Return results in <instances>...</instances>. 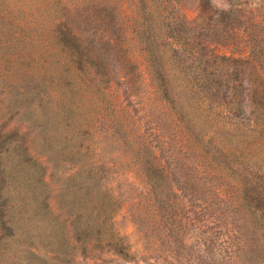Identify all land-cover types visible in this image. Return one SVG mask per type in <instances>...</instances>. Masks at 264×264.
<instances>
[{
    "label": "trees",
    "instance_id": "16d2710c",
    "mask_svg": "<svg viewBox=\"0 0 264 264\" xmlns=\"http://www.w3.org/2000/svg\"><path fill=\"white\" fill-rule=\"evenodd\" d=\"M4 1L0 37L11 31L1 10ZM57 3L64 16L52 23L50 43L90 80L85 84L95 98L87 108L83 102L54 103L45 78L24 73L43 114L49 163L56 168L70 162L73 168L60 190L57 214L49 204L46 168L32 156L27 134L0 127V264H73V253L79 249L86 255L91 246H109L124 259H134L139 252L131 255L123 237L108 235L125 203L145 253L159 251L166 242L173 262L184 263L191 255L195 264H263L264 16L249 17L240 0H229L227 8L200 0L192 21L177 0L122 1L112 13L118 22L136 13L140 25L133 33L142 46L140 62L118 40L130 34L117 30L118 22L111 36L99 39L98 49L75 24L80 4ZM46 26L37 16L17 26L21 66L32 68L47 58L45 49L34 52L46 48L36 36L44 35ZM109 59L115 60L113 70ZM69 77L63 76L68 92L78 100ZM138 81L148 88L144 94L135 92ZM98 96L105 104L96 120L101 124L84 126L93 102L100 111ZM136 113L141 116L131 134L126 128ZM164 122L173 126V135L166 134ZM106 142H120L131 156L120 151L117 160L104 158ZM177 148L195 151L193 172L182 156L168 164ZM124 155L134 162L137 176L124 182L136 192L121 188L116 194L106 179L121 174L118 161ZM167 166L182 169L180 180L169 182ZM148 209L150 219L143 215ZM189 239L196 242L194 253L188 252Z\"/></svg>",
    "mask_w": 264,
    "mask_h": 264
},
{
    "label": "rangeland",
    "instance_id": "374dc122",
    "mask_svg": "<svg viewBox=\"0 0 264 264\" xmlns=\"http://www.w3.org/2000/svg\"><path fill=\"white\" fill-rule=\"evenodd\" d=\"M60 0H5L1 10H4V13L7 17V22L9 23L7 27H10L11 31H6L1 34L0 37V127L2 125L7 126V130H18L26 133L27 143L30 146L31 154L35 158L39 159V161L46 168L45 180L47 182L48 188L50 190V200L49 204L51 209L60 214L59 204H60V190L63 188L65 184V177L71 173L73 165L72 163H62L58 167H53L51 163L48 161V152L49 145L46 142L45 133H43V127L41 123H43V114L38 110V102L36 98H33V92L30 85H27L24 80V73L29 75H33L34 77L45 78L46 83H49V96L53 100L54 103H69L74 105H80V102H83L82 107H86L89 105L91 101H94L95 95L93 94L94 90L90 89L87 85L91 84L90 80L81 72H79L70 62V59L63 56L58 51H54L52 45L50 43L52 23L59 20V18H63L64 11L61 6L57 3ZM70 8H74V6L79 5V10L81 14L75 15V24L80 26V35L85 38L96 41V48L101 49L102 46L99 44L100 38H107V36L112 31H114L112 24L114 22H118L117 17L112 13L116 8H120V3L125 0H67ZM65 3L66 0H63ZM237 2V0H236ZM177 3L183 8L185 13L188 16L189 20H194L197 18L199 14L200 0H177ZM229 0H213V4L218 8H227ZM240 4L242 9L246 12L250 13L249 17L255 16L260 17L264 16V0H240ZM133 8V5H132ZM136 13H134L133 18L132 14H128L125 17L121 18V21L117 23V30H122L125 28L129 30L130 34L120 35L118 40H121V44L127 50V54L132 58L140 59L142 46L137 43L138 36L133 33V30L139 27L140 22L139 19L136 18ZM34 16L40 21H43L47 24L44 28V35H36L38 38L44 41V45L46 48H42L39 50L37 47L34 52L39 54H43L44 49L48 52L45 53L44 56H47L45 59L39 58L38 61L32 65V68H26L25 66H21L19 55L21 53V45L18 40V28L21 22L25 19L32 20ZM105 17V22L102 18ZM51 24V25H50ZM49 25V26H48ZM9 30V29H7ZM78 30V29H77ZM123 31V30H122ZM124 32V31H123ZM89 34H93L89 36ZM35 36V34H33ZM55 53V55L51 56L49 54ZM103 52V51H102ZM104 53V52H103ZM105 54V53H104ZM59 58V59H57ZM58 62H57V61ZM141 62V61H140ZM109 69L113 70L115 68V60L109 59ZM71 64V71H69V65ZM118 68V65H117ZM141 69H145L143 65H141ZM69 74V78L72 83L78 88V94L80 95L79 99L76 100L73 95L68 92L69 88L67 86V82L64 81L63 76ZM24 75V76H23ZM141 81V80H140ZM140 81H138V85L135 88L136 93L144 94L147 87L141 86ZM85 82L89 84H85ZM77 84V85H76ZM118 89H122V87H117ZM116 94H121L119 91H115ZM72 98H74V103H72ZM102 99L98 96L95 101L99 105L100 111L98 109H94V102L92 104V109H89L86 112V121L84 126L97 124L98 126L101 124L99 122L96 123L98 117L101 116L103 109L105 107L104 101L98 100ZM121 99H123L121 97ZM118 111V110H117ZM101 113L99 116L98 114ZM120 117L125 119L127 118V114L122 111L118 112ZM133 113H131V116ZM140 114H134V120H131L130 126H127V132L131 134L133 132L136 133V124L134 121L139 124L138 117ZM168 120V118L166 117ZM170 121V120H168ZM142 122V120H140ZM165 123V122H164ZM27 126L28 129L27 130ZM166 134L173 135L174 128L170 126L167 122L165 123ZM106 127V125H105ZM100 129V128H99ZM47 131V129H44ZM28 131V132H27ZM48 132V131H47ZM174 142V140H172ZM105 157L104 158H114L117 160L116 152H126L127 155L131 156L130 148H125L120 142L109 144V142L105 143ZM41 152L47 154L46 156L42 155ZM174 158L170 160L166 157V160H169L168 164L173 166L171 162L177 161L179 156L187 158V163L190 165L189 171H192V162L195 158V151L193 149L187 150L186 153L180 152L177 148L174 150ZM168 154H166L167 156ZM127 158L126 155L122 156L121 160L118 161L119 170L121 174L114 173L109 175L107 178L106 184L108 188L115 189L116 194L121 192V190H125L129 193L136 192L134 189L127 188L125 184V180L129 179V181L135 180L133 177L136 176V171L134 162ZM168 167V175L169 182L175 183V180H180L179 173L181 172V168H172ZM142 183V182H141ZM122 188V189H121ZM166 197H170L171 193L165 188ZM127 195H122V199L127 198ZM128 196H134L128 194ZM121 197V196H119ZM122 202V201H121ZM128 203L123 204V209L119 212L114 219V228L110 234H119L120 237L124 238L125 247L130 249L131 255L135 254L137 251L139 252L134 259L123 258L121 255H118L115 251H113L109 246L108 247H97L91 246L89 252L86 255L80 253L79 249H77L73 254L72 262L73 264H170L173 260L169 259L168 256V248L169 245L165 242L159 251H152L145 253V242L143 240L142 234H137L133 222L130 219L129 212H127ZM150 214H152L151 210L143 211V215L145 218L150 219ZM153 215V214H152ZM70 222V221H69ZM1 226V224H0ZM28 231H32L31 226L28 227ZM192 233V232H190ZM195 238V235L192 234ZM108 238V237H106ZM189 250L188 252L193 251L195 249L196 242L189 239ZM134 256V255H133ZM191 255H187L186 259L181 263L180 261H174L173 264H195L192 261ZM264 264V263H263Z\"/></svg>",
    "mask_w": 264,
    "mask_h": 264
}]
</instances>
